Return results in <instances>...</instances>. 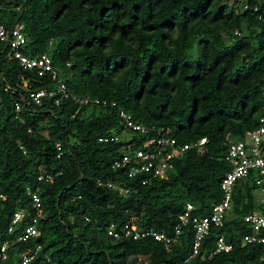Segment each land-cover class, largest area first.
Returning <instances> with one entry per match:
<instances>
[{"label": "trees", "instance_id": "1", "mask_svg": "<svg viewBox=\"0 0 264 264\" xmlns=\"http://www.w3.org/2000/svg\"><path fill=\"white\" fill-rule=\"evenodd\" d=\"M246 2L247 8L242 0H0V24H23L22 52L47 53L68 89L101 102L56 105L46 98L15 117L14 102L27 88L53 82L7 60L0 42V245L10 243L0 264H20L23 254L33 255L27 264H264V242H243L252 234L243 216L260 209L254 171L236 182L223 225L212 226L188 260L191 225L169 248L151 236L108 233L110 223L129 222L171 235L187 203L204 216L221 199L227 142L264 121V25L257 19L264 0ZM122 111L149 132L125 129ZM164 129L180 144L206 137L205 150L185 151L170 172L147 183L112 168L124 139L98 141L129 132L138 145ZM40 173L53 180H38ZM26 187L38 193L39 209ZM17 209L26 215L8 233ZM33 219L37 236L17 240ZM221 235L231 249L213 254Z\"/></svg>", "mask_w": 264, "mask_h": 264}, {"label": "built area", "instance_id": "2", "mask_svg": "<svg viewBox=\"0 0 264 264\" xmlns=\"http://www.w3.org/2000/svg\"><path fill=\"white\" fill-rule=\"evenodd\" d=\"M243 8L248 7L246 0H242ZM257 8L254 7V10ZM258 20L262 21L264 25V15L259 14ZM237 33V32H236ZM27 37L23 32V24L18 23L11 27H6L0 24V42H5L8 50L5 58L7 60H17L19 64L26 70L36 71L38 78L48 76L53 82L51 87H39L35 89H26V97L22 95L19 100L14 102L15 117H20V110L28 104L41 105L46 98H53L54 104L58 105L63 99H70L74 103L83 106L100 105L98 99L92 98L89 95L79 96L74 94L67 88L64 81L58 76L57 69L52 65L51 58L47 53L37 54L35 56H28L22 52V47L26 44ZM27 83L23 82V86ZM5 90L15 93L14 89L6 86ZM0 95V102H1ZM122 125L125 129H129L132 134H146L150 128L137 123L132 119L127 112H120L119 114ZM262 125L257 129L247 131L242 140L228 141L225 153L222 159L229 163L230 170L225 173L220 182L221 199L214 202L206 215H194L192 212L194 206L190 203L185 205L184 211L177 216V222L173 227L171 235L163 232H156L154 230H143L135 223H124L120 228H117L114 223L108 226V233L114 239L132 238L139 239L146 236L153 237L156 241L162 242L166 248L170 245L180 243L184 228L191 225L193 230L192 239V253L186 259L188 260L196 254L201 246L202 239L209 233L212 226L221 227L230 210L232 193L236 182L239 179L246 178L251 171L256 174L255 185L259 195L258 204L260 209L254 210L243 216V220L249 223L252 234L244 236L243 242H264V235L261 231L264 229V157L261 154L264 146V121L260 120ZM154 129V127L152 128ZM123 133L112 131V133L98 138L99 142H113L124 139L125 145L121 149V156L114 160L112 168H127L126 175L130 178L143 177V183H147L150 178L163 177L173 169L172 160L175 157L182 155L185 151L195 148L200 152H204L206 137H202L197 141L180 144L174 137H172L169 129L158 131L156 136L146 138L141 143L136 145L132 142V134L123 136ZM57 150L60 151V146L57 145ZM38 180L51 182L53 177L40 173ZM98 185H103V182L98 181ZM105 185L109 188L116 189L120 193H128L129 189L119 186L114 182L107 181ZM27 194L32 200V204L36 209L40 208V200L38 193L26 187ZM1 196V195H0ZM26 215L24 209H17L13 212L9 224L7 226L8 233H14L16 229L21 226V223ZM38 234L36 228V219L32 223L22 229V232L17 240H26L31 237H36ZM10 243L8 241L0 245V259L7 258V249ZM39 246L36 247V250ZM231 249V245L226 243L224 237L221 235L216 242V250L214 253L226 251ZM33 255L23 254L20 257V264H27ZM264 260V257H262Z\"/></svg>", "mask_w": 264, "mask_h": 264}, {"label": "rangeland", "instance_id": "3", "mask_svg": "<svg viewBox=\"0 0 264 264\" xmlns=\"http://www.w3.org/2000/svg\"><path fill=\"white\" fill-rule=\"evenodd\" d=\"M127 133H129V132H125V133H123V136H128ZM44 134H46V132H44ZM135 220H136V219H134L133 221L135 222Z\"/></svg>", "mask_w": 264, "mask_h": 264}]
</instances>
